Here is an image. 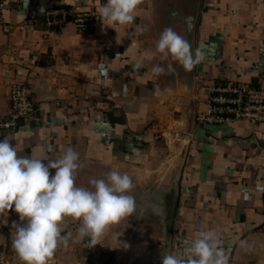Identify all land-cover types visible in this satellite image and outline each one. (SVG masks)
Segmentation results:
<instances>
[{
	"label": "crops",
	"instance_id": "obj_1",
	"mask_svg": "<svg viewBox=\"0 0 264 264\" xmlns=\"http://www.w3.org/2000/svg\"><path fill=\"white\" fill-rule=\"evenodd\" d=\"M103 3L0 0V121L11 117L13 83L26 85L35 106L15 129H0V140L9 138L19 155L49 159L74 149L78 187L90 188L111 170L128 173L135 185L136 213L101 244L78 241L79 222L66 218L62 234L72 235L49 264H69L70 257L161 264L167 254L186 252L198 230L219 235L229 264H264V123L195 121L212 87L259 85L264 0H142L135 22L115 29L99 19ZM57 6L91 12L95 29L47 25L44 12ZM137 25L146 30L138 33ZM165 28L203 56L190 71L153 55ZM155 64L165 72L154 76ZM14 223H21L14 209L0 213V264H21Z\"/></svg>",
	"mask_w": 264,
	"mask_h": 264
},
{
	"label": "clouds",
	"instance_id": "obj_2",
	"mask_svg": "<svg viewBox=\"0 0 264 264\" xmlns=\"http://www.w3.org/2000/svg\"><path fill=\"white\" fill-rule=\"evenodd\" d=\"M142 0H106L99 9L104 27L128 26L136 20ZM146 29L137 25L142 34ZM169 57L185 70H191L203 56L172 28H165L155 45L153 55ZM143 64L137 61L134 68ZM172 71V64L167 65ZM154 76L165 72L160 64L151 68ZM79 153L68 148L58 159L19 155L7 137L0 140V213L14 209L21 223L15 227L12 247L21 264H49L57 248L67 245L71 233H64V221L79 222L76 239H87L89 246L101 244V238L114 226L137 211L135 185L128 173L111 170L104 178H92L90 188L78 187L75 176L81 167ZM44 161H47L45 163ZM55 170L54 175L50 172ZM245 246V242H241ZM186 252L167 254L161 264H229L219 235L198 230L195 238L185 241Z\"/></svg>",
	"mask_w": 264,
	"mask_h": 264
},
{
	"label": "built area",
	"instance_id": "obj_3",
	"mask_svg": "<svg viewBox=\"0 0 264 264\" xmlns=\"http://www.w3.org/2000/svg\"><path fill=\"white\" fill-rule=\"evenodd\" d=\"M45 22L49 26H63L72 22L79 33L92 32L96 21L89 11L74 10L66 6H57L44 12ZM206 99L203 111L195 115L199 124H228L239 121L250 125L264 123V76L258 86L246 83H228L214 86ZM11 117L0 121V129L13 130L20 120L32 117L35 106L29 90L23 83H13L9 89Z\"/></svg>",
	"mask_w": 264,
	"mask_h": 264
},
{
	"label": "rangeland",
	"instance_id": "obj_4",
	"mask_svg": "<svg viewBox=\"0 0 264 264\" xmlns=\"http://www.w3.org/2000/svg\"><path fill=\"white\" fill-rule=\"evenodd\" d=\"M69 264H81V263H76L74 262L73 258H69ZM96 258L90 257L89 260L86 259V261L82 264H100L97 262V260H95Z\"/></svg>",
	"mask_w": 264,
	"mask_h": 264
},
{
	"label": "water",
	"instance_id": "obj_5",
	"mask_svg": "<svg viewBox=\"0 0 264 264\" xmlns=\"http://www.w3.org/2000/svg\"><path fill=\"white\" fill-rule=\"evenodd\" d=\"M193 17L192 16H189L185 19V21L187 22L188 24V27H191V21H192Z\"/></svg>",
	"mask_w": 264,
	"mask_h": 264
},
{
	"label": "trees",
	"instance_id": "obj_6",
	"mask_svg": "<svg viewBox=\"0 0 264 264\" xmlns=\"http://www.w3.org/2000/svg\"><path fill=\"white\" fill-rule=\"evenodd\" d=\"M105 264H111V263H109V262H105Z\"/></svg>",
	"mask_w": 264,
	"mask_h": 264
}]
</instances>
